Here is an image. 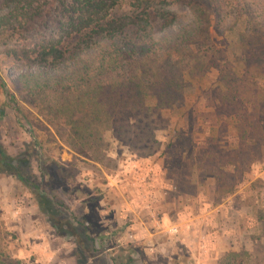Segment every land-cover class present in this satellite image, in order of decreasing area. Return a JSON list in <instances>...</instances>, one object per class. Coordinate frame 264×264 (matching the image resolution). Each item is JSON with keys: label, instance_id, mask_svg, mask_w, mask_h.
Masks as SVG:
<instances>
[{"label": "rangeland", "instance_id": "1", "mask_svg": "<svg viewBox=\"0 0 264 264\" xmlns=\"http://www.w3.org/2000/svg\"><path fill=\"white\" fill-rule=\"evenodd\" d=\"M134 1L122 0L112 15L130 14ZM147 1L173 4L171 10L187 23L198 11L205 32L191 48L207 64L185 79L186 95L176 107L162 111L155 133L161 149L151 157L106 131L100 150L85 155L74 145L63 113L71 111L75 93H66L61 104L48 89L34 96L22 86V77L46 70L27 67L10 52L58 38L65 21L59 4L19 33L0 31V147L27 179L26 184L0 173V264H264L262 6L233 0L219 21L196 0ZM156 27L157 36L165 34L161 24ZM258 44L260 53L249 48ZM12 98L21 113L12 108ZM171 142L185 147L195 165L189 193L178 191L170 170L175 158L165 150ZM212 150L224 163L203 161L204 152ZM22 160L28 165H18ZM235 160L236 169L228 167ZM221 164L223 175L236 176L235 192L224 199L215 180L203 181L198 170ZM223 182L229 185L231 179ZM38 192L53 201L54 222L70 219L78 229L65 227V236H59L38 206Z\"/></svg>", "mask_w": 264, "mask_h": 264}, {"label": "trees", "instance_id": "2", "mask_svg": "<svg viewBox=\"0 0 264 264\" xmlns=\"http://www.w3.org/2000/svg\"><path fill=\"white\" fill-rule=\"evenodd\" d=\"M196 1L216 12L219 21L227 17L228 6L233 2ZM121 3L122 0H0V31L19 33L44 20L59 4L65 21L61 22L58 38L44 40L33 49L15 48L10 52L14 60L25 66L46 70L22 77V86H27L34 96L48 89L55 93L61 104L67 99L66 93H75V100L67 108L71 111L63 113L70 119L74 145L83 148L85 155L100 150L102 133L106 131L140 156L151 157L161 149L155 133L162 111L176 107L174 105L186 95L185 79L196 75L203 66L207 67L191 48L198 45L205 30L198 11L192 13L194 18L187 23L171 10L173 4L164 2V6H159L147 0H135L130 6V14L114 17L112 12ZM241 4L262 6L264 16V0H241ZM158 24L165 29L164 35L157 36ZM258 45L255 49L250 45L249 48L260 53L263 46ZM61 104L59 113L65 111ZM11 105L16 113H21L14 98ZM78 114H82L81 118L75 120ZM240 120L248 127L246 117ZM212 151L204 152L203 161L210 159L217 164L224 163L222 154ZM165 154L175 158L170 170L176 177L178 191L187 193L193 188L191 181L195 167L185 157L189 151L171 142ZM14 162L16 159L0 147V173L16 175L27 184ZM19 164L28 165V161L22 160ZM222 165L214 170H206L203 166L198 170L202 172L200 178L203 181L215 180L217 191L224 199L235 192L236 176L234 173H228L229 177L223 175L226 167ZM239 165L242 167L245 163L241 161ZM230 166L236 169L237 160L228 163ZM226 178L231 179V183L225 186ZM36 200L59 236H65V227L78 229L70 219L54 222L58 211L43 192H38Z\"/></svg>", "mask_w": 264, "mask_h": 264}]
</instances>
